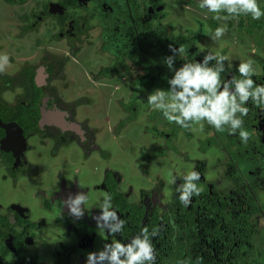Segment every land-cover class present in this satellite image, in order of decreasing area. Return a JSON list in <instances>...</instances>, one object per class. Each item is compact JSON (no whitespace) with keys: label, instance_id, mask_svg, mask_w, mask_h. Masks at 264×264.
<instances>
[{"label":"flooded vegetation","instance_id":"obj_1","mask_svg":"<svg viewBox=\"0 0 264 264\" xmlns=\"http://www.w3.org/2000/svg\"><path fill=\"white\" fill-rule=\"evenodd\" d=\"M214 15L199 0H0V264H85L144 227L159 230L156 264H264V105H245L244 143L147 102L168 91L169 45L184 50L177 68L227 56L223 80L252 58L264 85V55L238 32L213 40L232 21ZM193 170L203 191L185 207ZM78 192L79 218L66 204ZM105 194L125 221L115 234L97 227Z\"/></svg>","mask_w":264,"mask_h":264},{"label":"clouds","instance_id":"obj_2","mask_svg":"<svg viewBox=\"0 0 264 264\" xmlns=\"http://www.w3.org/2000/svg\"><path fill=\"white\" fill-rule=\"evenodd\" d=\"M199 7L214 13L217 21H228L240 16H251L253 20L264 17V10L258 0H199ZM226 13V15H221ZM227 33V24L217 27L212 33L213 40H219ZM172 55L164 60L167 68L173 73L168 79V91L157 88L147 97L153 110H159L171 123L183 128L199 125L207 121L216 131H224L227 127L230 134L239 132V138L246 143L250 139L244 130L242 117L247 116L249 109L245 105L251 100L257 107L264 105V85H257L251 78L256 74L251 59L241 62L237 71L243 79L223 80L221 73L225 71L224 62L228 57L208 53L202 60L184 63L175 67L176 56L183 53V48L169 45ZM215 63H212V62ZM9 62L8 56H0V73H3ZM201 175L198 171H190L183 177V183L177 188L179 202L189 206L194 196L201 195L203 189L198 186ZM112 197L105 194L102 212L97 218V227L110 233L122 231L125 221L119 219L111 208ZM83 192L70 196L66 201L70 214L79 218L83 215L80 206L86 203ZM159 234L158 229L151 233L147 227L141 229L128 243L114 240L106 243L103 250L89 252L85 264H156V249L151 237Z\"/></svg>","mask_w":264,"mask_h":264},{"label":"rangeland","instance_id":"obj_3","mask_svg":"<svg viewBox=\"0 0 264 264\" xmlns=\"http://www.w3.org/2000/svg\"><path fill=\"white\" fill-rule=\"evenodd\" d=\"M258 3L261 9L264 10V0H258ZM232 25L234 28H232ZM247 27L250 29L249 32H247ZM251 29H253V31H251ZM227 30L233 31L234 33L238 32L237 38L242 42V47H246L249 50V55H264V17L260 20H253L250 15L234 18L227 26ZM0 77L2 76L0 75ZM236 78L241 79L243 77H241L240 74H237Z\"/></svg>","mask_w":264,"mask_h":264}]
</instances>
